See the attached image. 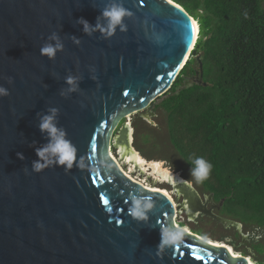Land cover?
I'll return each mask as SVG.
<instances>
[{
  "label": "water",
  "instance_id": "water-1",
  "mask_svg": "<svg viewBox=\"0 0 264 264\" xmlns=\"http://www.w3.org/2000/svg\"><path fill=\"white\" fill-rule=\"evenodd\" d=\"M113 4L132 13L123 18L126 32L117 26L105 39L77 24L82 17L94 25L99 17L106 25L101 12ZM53 34L64 47L49 60L40 48L57 43ZM198 36L193 17L172 0H0V86L10 93L0 97V264H250L248 257L192 232L157 257L160 224L175 226L181 209L188 220L200 212L225 228L240 231L242 224L215 214L224 199L217 204L210 193L203 202L178 174L171 185L182 202L175 207L167 194L121 167L120 147L125 155L138 153L130 117L146 115L171 89ZM196 62L185 80L206 85L202 57ZM68 76L75 85L65 82ZM48 115L76 146L84 168L32 171L36 149L49 141L39 127ZM141 193L155 200L147 221L127 211L129 195Z\"/></svg>",
  "mask_w": 264,
  "mask_h": 264
},
{
  "label": "trees",
  "instance_id": "trees-1",
  "mask_svg": "<svg viewBox=\"0 0 264 264\" xmlns=\"http://www.w3.org/2000/svg\"><path fill=\"white\" fill-rule=\"evenodd\" d=\"M172 1L198 22L199 36L155 108L166 115L169 140L190 169L196 157L212 164L201 185L224 199V216L264 229L263 0ZM198 56L206 85L183 86Z\"/></svg>",
  "mask_w": 264,
  "mask_h": 264
},
{
  "label": "clouds",
  "instance_id": "clouds-1",
  "mask_svg": "<svg viewBox=\"0 0 264 264\" xmlns=\"http://www.w3.org/2000/svg\"><path fill=\"white\" fill-rule=\"evenodd\" d=\"M174 2V1H173ZM179 5V4H178ZM131 11L125 9L123 6L118 4H113L110 7H106L102 12L101 16L106 18L107 24H101L99 22V17H97V23L90 24L86 19L79 18L76 22L77 24L82 25L83 32L89 36L92 33L99 31L105 39L111 38L115 35L117 26H120L122 32L127 31L126 25L123 24V18L126 15H131ZM192 17V16H191ZM194 19V18H193ZM195 20V19H194ZM197 22V21H196ZM198 23V22H197ZM199 26V25H198ZM53 40L57 41L55 44H46L40 48V54L42 56H47L49 60H54L56 57L57 51H63V44L58 42L59 37L56 34H53L51 37ZM72 41L76 45H80L81 40L79 37H71ZM96 79V77H93ZM9 82L12 80L9 78ZM68 85H75L76 78L72 76L66 77L65 81ZM70 91H75L76 88L72 87ZM9 90L3 86H0V97L8 96ZM53 113L58 112V109H52ZM54 116L48 115L41 119L39 125L41 132H47L49 134V141L43 147L36 149L37 160L32 162V171L36 173L43 172L50 166H62L65 169V172H69L73 165L75 164L78 168H84L85 161L83 157L77 158V148L71 141L65 138L66 132L64 130L58 129L53 123ZM49 154L55 159L50 160ZM19 159L23 160L24 156L22 153H17ZM194 163L195 167L190 169L191 178L197 184L203 183L207 180L211 174L212 164L206 161L203 157H196L194 160L190 161ZM166 162H158L154 164L155 180L160 183L167 182L171 184L174 180V175L172 172V166L165 167ZM130 204L128 206V214L136 219L147 221L149 219L148 212L154 208V199L151 195H145L143 193L136 195H129ZM157 224H160L157 220ZM187 229L179 225L168 226L160 224V233L161 240L157 245L156 255L157 257L163 258V253L166 248L179 247L183 242L185 233ZM248 257V256H247Z\"/></svg>",
  "mask_w": 264,
  "mask_h": 264
},
{
  "label": "rangeland",
  "instance_id": "rangeland-1",
  "mask_svg": "<svg viewBox=\"0 0 264 264\" xmlns=\"http://www.w3.org/2000/svg\"><path fill=\"white\" fill-rule=\"evenodd\" d=\"M193 66L194 68H197V64H194ZM188 83L190 82L185 81L183 86L187 85ZM160 100L161 99H157L155 101L153 107L148 110L146 115L143 116L140 114H134L130 117V122L133 127V146L143 157V159L146 160L143 167L140 166L139 169H132L131 175L145 181L147 184H153L152 186L167 190L175 202L180 204L182 202V197L178 195L177 191L174 190L172 185L168 184L167 182L160 183L155 180V172L153 167L154 162H166L164 166L167 167L171 165L173 174H178L179 177L186 181H192L195 188H197L199 191H203V187L201 184L195 183V181L191 178L190 168L181 159L169 140L165 119L166 115H164V112L161 108H155L156 104H158ZM151 112H153V115ZM113 153L115 156H117L115 150H113ZM148 163H152V165H147ZM128 164L129 163L126 164L125 168L130 170L129 168L131 164ZM131 166L133 167V165ZM143 168L145 170H143ZM221 214L223 215L222 212ZM176 221L179 226L180 224H183V226L188 227L192 233H198L204 238H210L214 241H223L227 244H229L228 241L233 239L232 243L236 244L237 249L240 250L236 252L243 255H246L245 252H251L252 255L248 257L251 258V261L254 264H264V261L262 260L263 257L261 258L260 256L262 252V248L260 247H262L261 243L264 244V237L262 236L261 238H256L258 241L253 240V238L256 236L254 233L258 234L262 228H257V231L254 232V227L244 225L242 233L245 235V238L242 242L243 239L241 236L234 238L233 228L226 229L208 218L204 219L203 221L199 220L197 224H193L189 222L185 214L182 213L179 217H176ZM247 230L251 232L253 238L247 237L248 233H244ZM254 243L256 246L253 247Z\"/></svg>",
  "mask_w": 264,
  "mask_h": 264
},
{
  "label": "bare ground",
  "instance_id": "bare-ground-1",
  "mask_svg": "<svg viewBox=\"0 0 264 264\" xmlns=\"http://www.w3.org/2000/svg\"><path fill=\"white\" fill-rule=\"evenodd\" d=\"M193 22H194V25H195V33H196V35H197L198 23H197L196 20H194V19H193ZM195 38H196V37H195ZM119 152L121 153V155H123L122 157L124 158V160H123V165H124V166H121V167H122V169L127 173V175H129V176H130L131 178H133L134 180H136V181L142 183V184L145 185L146 187H149V188L154 189V190H159V191H161V192L167 194L171 199H173V197L169 194V192H168L167 190L162 189V188H159V187H156V186H151L150 184H147L145 181L140 180L139 178H137V177H133V176L131 175V171H132V169H137V168H139L140 166L143 167V166L145 165V161H146V160H144L143 157H142L139 153L131 152V153L125 155V153H124V148H123V147H120V148H119ZM111 154H112V156H113L115 159H117V157H116L112 152H111ZM127 163H129L128 165H130V164L133 165V167L130 165V168H129L130 170H128V169L125 168V166H126ZM154 164H156V163L154 162ZM154 164H153V166H154ZM147 165H152V163H148ZM135 166H137V167H135ZM143 170H145V169L143 168ZM178 177H179V176H178ZM173 182H175V178H174ZM173 182H172V183H173ZM168 184H169V183H168ZM170 185H171V184H170ZM172 201L174 202V205H175V207H176V206H177V203L175 202L174 199H173ZM175 221H176V219H175ZM175 224L178 225V224H177V221L175 222ZM184 228L187 229V232H188V233H191V231H190V229H189L188 227H184ZM202 238L204 239V241H206V242H208V243H211V244H214V245H223V246L227 247L228 250L230 251V253H232L233 255H239V253L236 252V250L234 251L230 245L226 244V243L223 242V241H216V240L214 241V240H212V239H210V238H204V237H202ZM247 259H248V261L250 262V264H253V262L251 261V258L248 257Z\"/></svg>",
  "mask_w": 264,
  "mask_h": 264
},
{
  "label": "flooded vegetation",
  "instance_id": "flooded-vegetation-1",
  "mask_svg": "<svg viewBox=\"0 0 264 264\" xmlns=\"http://www.w3.org/2000/svg\"><path fill=\"white\" fill-rule=\"evenodd\" d=\"M187 182H190L191 183V185L194 187V189L197 191V193L200 195V197H201V199H202V201L204 202L205 201V197L207 196V195H209L210 194V192H208V191H206L204 188H202L203 189V191L201 190V191H199L197 188H195V186L193 185V182L192 181H190V180H187ZM203 187V186H202ZM213 201L215 202V203H219L220 201H216L215 199H214V196H213ZM210 206H211V203H208L207 204V208H210ZM222 208V207H221ZM221 208L220 209H217V208H214L213 209V212L215 213V214H217V215H220V216H223V217H226V216H224V214L222 215L221 214ZM182 213H184L185 214V216H186V218H187V220H188V216H187V214H186V211L184 210V209H181L180 210V214H179V216L182 214ZM210 219V220H212L211 218H209V217H207V216H204V215H202L200 212H196V213H194V215H193V218H192V220H188L189 222H191V223H193V224H197L198 223V221L199 220H201V221H203L204 219ZM227 218H229V217H227ZM213 221V220H212ZM215 222V221H214ZM218 224V223H217ZM220 225V224H219ZM222 226V225H221ZM244 226V224H242V227H241V230L240 231H238V229L237 228H235V227H233V226H230V227H228V228H226V229H229V228H233V230H234V232H233V235H234V238L235 237H237V236H241V238L243 239H241L242 240V242L244 241V238H245V235L242 233V229L244 228L243 227ZM225 228V227H224ZM257 231V229H255V231L254 232H256ZM244 233H248V236L247 237H250V238H253L252 237V235H251V232L250 231H245ZM253 233V232H252ZM256 236L253 238V240H257L258 241V239H256V238H261L262 236L264 237V229H262L261 231H259L258 232V234H256V233H254ZM230 238V237H229ZM231 239V238H230ZM248 240V239H247ZM246 240V241H247ZM233 242V239H231L230 241H228V243L231 245V246H233L234 248H235V250L236 251H240V250H238L237 249V245L236 244H234V243H232ZM242 242H240V243H242ZM256 242V241H255ZM262 244V247H260V248H262V252H261V254H260V256H261V258H262V260L264 261V244L263 243H261ZM254 246H256V244L254 243L253 244V247ZM242 252V251H241ZM243 252H245V251H243ZM246 253V255L247 256H250V255H252V253L251 252H245ZM257 254V253H256ZM257 255H259V254H257Z\"/></svg>",
  "mask_w": 264,
  "mask_h": 264
},
{
  "label": "snow or ice",
  "instance_id": "snow-or-ice-1",
  "mask_svg": "<svg viewBox=\"0 0 264 264\" xmlns=\"http://www.w3.org/2000/svg\"><path fill=\"white\" fill-rule=\"evenodd\" d=\"M169 3H171V0H169ZM177 7H178V6H177ZM108 202H109V201H108L107 199H104V200H103V203H105V204H108Z\"/></svg>",
  "mask_w": 264,
  "mask_h": 264
}]
</instances>
